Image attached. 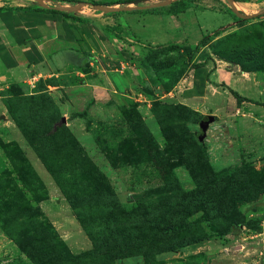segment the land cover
I'll use <instances>...</instances> for the list:
<instances>
[{"label": "rangeland", "instance_id": "1", "mask_svg": "<svg viewBox=\"0 0 264 264\" xmlns=\"http://www.w3.org/2000/svg\"><path fill=\"white\" fill-rule=\"evenodd\" d=\"M261 1L176 0L206 11L137 14L150 40L179 30L135 41L122 73L91 60L0 87V264H264ZM113 9L96 12L119 36ZM183 41L231 77L211 101L182 97Z\"/></svg>", "mask_w": 264, "mask_h": 264}, {"label": "crops", "instance_id": "2", "mask_svg": "<svg viewBox=\"0 0 264 264\" xmlns=\"http://www.w3.org/2000/svg\"><path fill=\"white\" fill-rule=\"evenodd\" d=\"M93 1L0 0V87L9 83H23L29 78L35 81L36 78L32 76L35 72L68 65L79 66L91 60L101 62L108 70L122 73L129 65L134 42L147 36L144 28L146 25L150 26L148 22L144 23L142 16L136 18L137 14L160 12L168 18L185 16L188 20L186 15L190 11H206L193 5L172 13L170 9L176 0H117L114 3L99 4ZM225 1L242 12L255 10L253 0ZM259 3H264V0L257 2ZM110 7L120 8L118 12L128 15V19L122 16V31L119 36H114L108 30L107 21L99 17L101 13L96 12L98 8ZM129 15L132 17L129 18ZM71 16L76 18H70ZM152 19L155 23L153 17ZM178 28L173 22L168 28L158 29V37L154 36L150 40V36H147L142 40L153 44L168 43ZM188 29L191 30V27ZM181 44L193 47L191 42L188 44L183 41ZM204 49V45L200 47L196 57H200ZM205 66L210 74L203 89L198 81L194 86V70L187 76L182 93L187 92L190 96L183 95L185 100L201 102L210 95L213 97L218 83L223 84L225 80L231 79L225 72L227 69L220 65L216 57L207 59ZM231 83L232 81L226 83L229 88H233ZM212 97L209 98L210 101L213 100Z\"/></svg>", "mask_w": 264, "mask_h": 264}, {"label": "trees", "instance_id": "3", "mask_svg": "<svg viewBox=\"0 0 264 264\" xmlns=\"http://www.w3.org/2000/svg\"><path fill=\"white\" fill-rule=\"evenodd\" d=\"M93 2L96 3V4L100 3V2H97L95 0ZM182 9H185V8H182ZM182 9H179V10H182ZM179 10L172 11V13H176ZM63 14L67 15L66 13H63ZM70 18H76V17L71 16ZM182 50L192 60V63H193L192 68L194 69V81H193L194 82V86L197 84V81H198V83L200 82V85L202 86V89H203L204 86H205L206 81L209 79L210 72L208 71V68L205 65H206L207 59L212 58L211 52L205 47V49L203 51H201L202 55L205 58L202 55H200V57L198 56L199 57L198 58L196 56L198 55L197 53H198L199 49L197 50L196 47H192L190 45H183ZM130 56H131V54L129 55V59H130ZM230 91L237 98L238 101L246 100L245 97L241 96L240 94H238L233 89H230ZM200 94H203V93H200ZM184 95L185 96H190L189 93H187V92H184ZM247 100L251 101V102H254V103H257V101H255V100L254 101L251 100V99H247ZM68 198H69L70 204L72 205V207L75 210L77 208L76 207L77 203L75 201H73L71 199V197H69V195H68ZM76 213H77L78 217L80 218V220H82V222H83V219L80 216V212L76 211ZM84 225L86 226V228L89 229V227H87V225L85 223H84ZM184 227H186V225ZM188 244L189 243H184V244H182V246L183 245H188Z\"/></svg>", "mask_w": 264, "mask_h": 264}, {"label": "water", "instance_id": "4", "mask_svg": "<svg viewBox=\"0 0 264 264\" xmlns=\"http://www.w3.org/2000/svg\"><path fill=\"white\" fill-rule=\"evenodd\" d=\"M65 119H63L64 121ZM214 120V116L213 115H209L208 117H206L203 120V127H202V133L200 135V139L203 140V138L205 137V133H206V129L208 128V124Z\"/></svg>", "mask_w": 264, "mask_h": 264}]
</instances>
